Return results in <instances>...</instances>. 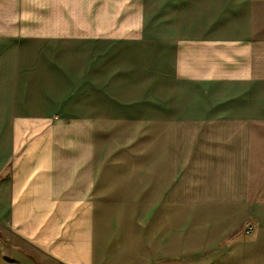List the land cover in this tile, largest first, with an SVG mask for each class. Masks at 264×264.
<instances>
[{
	"label": "crops",
	"instance_id": "1",
	"mask_svg": "<svg viewBox=\"0 0 264 264\" xmlns=\"http://www.w3.org/2000/svg\"><path fill=\"white\" fill-rule=\"evenodd\" d=\"M0 264H264V0H0Z\"/></svg>",
	"mask_w": 264,
	"mask_h": 264
},
{
	"label": "built area",
	"instance_id": "2",
	"mask_svg": "<svg viewBox=\"0 0 264 264\" xmlns=\"http://www.w3.org/2000/svg\"><path fill=\"white\" fill-rule=\"evenodd\" d=\"M252 231V226H248L247 228V233L251 232Z\"/></svg>",
	"mask_w": 264,
	"mask_h": 264
}]
</instances>
